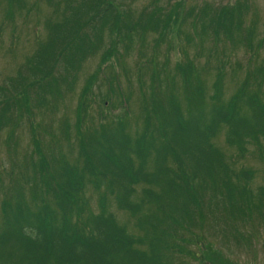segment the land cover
Wrapping results in <instances>:
<instances>
[{"label":"trees","instance_id":"obj_1","mask_svg":"<svg viewBox=\"0 0 264 264\" xmlns=\"http://www.w3.org/2000/svg\"><path fill=\"white\" fill-rule=\"evenodd\" d=\"M113 1L118 0L65 1L61 18L48 22L46 39L27 60V75L20 70L1 89L0 130H12L25 115L30 124L35 113L46 115L55 105L50 94L71 87L63 72L77 70L94 55L104 35L116 45L120 41L128 53L132 41L151 31L156 34L153 45L159 47L179 32L181 21L195 15L202 36L229 35L235 43L244 37L252 52L260 46L255 28L240 34L239 5L184 14L178 4H168V11L158 6L133 18L119 12L120 4ZM114 50L105 46L102 58L116 57ZM144 58L139 60L143 67ZM193 66V59H187L177 62L174 71L151 70L147 83L142 71H135L142 98L134 130L129 128L131 94L106 75L96 85L97 94L93 86L78 96L72 141L62 123L45 136L32 131L33 143L40 145L43 138L47 144L43 158L31 156L12 178L14 193L4 199L0 217V264H182L181 257L206 264L204 252L212 259L215 250L192 233L201 223L254 213L264 220V182L250 192V170L232 167L248 143L264 139V62L247 69L227 98L221 91L223 62L211 95ZM176 74L182 79L181 99ZM94 103L98 122L91 121ZM123 107L126 115L116 116ZM222 129L227 144L236 149L230 159L214 143ZM62 140L67 141L63 151ZM69 146L75 148L73 155ZM112 205L133 218L132 227L118 220Z\"/></svg>","mask_w":264,"mask_h":264},{"label":"rangeland","instance_id":"obj_2","mask_svg":"<svg viewBox=\"0 0 264 264\" xmlns=\"http://www.w3.org/2000/svg\"><path fill=\"white\" fill-rule=\"evenodd\" d=\"M65 1L75 5L80 0H51L50 2L18 0V3L11 0H0V92L8 86L9 80L16 77L20 70L24 76L27 75L25 68L27 60L35 53L38 44L46 39L48 22L61 18ZM113 3L120 4L119 12L124 11L133 18L143 10L158 6H163V9L168 11V4H178L180 13L184 14L190 13L189 9L198 12L202 8L211 14L213 10L219 11L239 5L242 18L240 34L243 37L249 27L255 28L254 39L259 40L260 46L252 52L244 37L242 43H235L229 35L221 34L217 39L212 32H209L208 35L202 36L201 24L194 23L195 15L188 16L185 21H181L179 32L177 34L172 32L159 47H154L153 39L156 34L151 31L132 41L131 50L128 53L123 52L117 36L118 45L104 35L103 43L94 55H89L77 70L71 73L63 72L62 76L71 82V87L63 85L57 97L50 94L51 102H55V105L51 106L46 115L35 113V121L31 124L25 115L21 117V121L12 129L13 131L11 129L0 130V217L4 199L14 193L12 178L15 179L17 173L20 175L21 168L25 163L30 162L31 156L35 160L43 158L41 150L46 148L47 143L43 138L40 145L33 143L32 131L39 130L45 136L49 133L51 126L55 127L58 123H62L63 127L68 129L72 141L76 128L74 124H76L78 96L81 95L82 90L93 86L97 94L96 85L98 82H103L106 75L117 79L124 93L131 94L129 128L134 130L138 122L139 101L142 98V93L138 91L140 81L137 80L138 74L135 71H142V81L147 83L150 81L151 70L170 69L174 71L173 66L177 62L193 59V67L200 72V78L207 86L206 91L209 95L212 93L217 68L223 62L225 74L221 91L227 98L238 81L243 78L247 69L253 67L255 63L264 62V0H118ZM55 9L59 11L55 12ZM69 12L70 10H67L65 14ZM108 45L109 48L115 49L113 52L116 53V57L110 55L102 58V52ZM140 56L146 57L144 60L147 64L144 67L139 62ZM54 74L58 75V71L55 70ZM174 78L177 94L180 95L182 79L177 74ZM102 89H107L106 83ZM29 95L32 100L36 97L34 90H31ZM181 96L183 93L180 99ZM9 101L11 103V100ZM125 113L123 107L118 108L115 115L122 117L126 115ZM92 114L91 121L98 122L99 116H97L95 103ZM107 119H112V116H108ZM60 142L61 151H63L67 141ZM214 143L226 157L232 158L236 149L225 141V130L220 131ZM68 152L73 155L75 148L69 146ZM232 167L235 171L241 168L250 170L249 191L255 192L257 187L264 182V139L259 144L248 143L245 154L240 156L239 161L235 162ZM20 181L22 182L21 178ZM92 204H96L94 195ZM112 209L116 212L120 222H124L128 228L132 227L133 218L126 212L117 211L113 205ZM198 228L199 230L196 228L192 233L200 234L207 249L210 243L215 250L212 259L206 258L207 251L204 252V260L209 261L206 264H264V220L255 213L243 219L236 217L227 222L214 218L205 222L203 226L201 223ZM179 260L182 264H204L190 257H181Z\"/></svg>","mask_w":264,"mask_h":264}]
</instances>
